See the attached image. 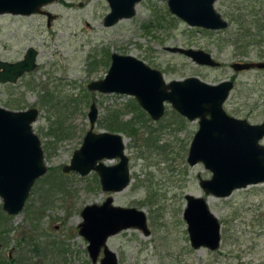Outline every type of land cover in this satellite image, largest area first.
<instances>
[{
  "label": "rangeland",
  "instance_id": "rangeland-1",
  "mask_svg": "<svg viewBox=\"0 0 264 264\" xmlns=\"http://www.w3.org/2000/svg\"><path fill=\"white\" fill-rule=\"evenodd\" d=\"M214 7L227 28L190 27L161 0L139 2L133 17L110 27L103 23L109 12L105 0L44 5L42 9L55 16L49 26L40 13L0 14V60H20L29 47L38 52L32 71L15 83H0V106L39 110L32 128L47 169L20 213L8 216L0 208L7 216L0 225L2 259L10 257L13 264H93L87 241L78 233L80 211L111 195L114 205L142 210L150 230L145 235L129 228L107 239L121 264H264V182L227 197L205 195L199 178L208 179L211 172L201 162L189 165L186 160L197 120H187L166 103L164 115L153 121L138 110L132 96L87 89L90 81L105 76L112 53L131 55L159 70L166 82L187 77L208 84L231 80L225 111L252 124L263 122L264 69L235 71L231 64L264 61V0H216ZM173 46L204 50L221 65H198L188 56L164 50ZM44 92L48 101L42 104ZM92 103L97 108L95 132L105 131L100 122L113 112L134 122L135 134L114 132L125 139L129 157L130 182L122 191H103L94 171L85 176L62 172L89 129ZM103 162L111 165L117 159ZM185 194L214 200L208 206L220 223L217 250L190 245L183 219Z\"/></svg>",
  "mask_w": 264,
  "mask_h": 264
},
{
  "label": "water",
  "instance_id": "water-1",
  "mask_svg": "<svg viewBox=\"0 0 264 264\" xmlns=\"http://www.w3.org/2000/svg\"><path fill=\"white\" fill-rule=\"evenodd\" d=\"M55 0H0V14L27 16L40 13L47 16V25L55 18L42 7ZM109 12L104 26L110 27L121 19L135 15L136 5L143 0H105ZM169 12L190 27L223 30L227 22L215 10L216 0H161ZM171 53H180L196 64L220 67L210 53L179 46L165 47ZM37 50L29 47L22 59L0 60V83H15L24 73L36 66ZM235 71L264 69L261 62H234ZM233 88L231 80L208 84L196 77L166 82L161 72L131 55L112 53L105 76L90 81L89 91L102 94H123L134 97L137 104L153 121L159 120L170 106L189 121L197 120V130L191 139L187 154L189 165L201 162L211 172L208 179L199 178L205 195L227 197L234 190L264 182V121L252 124L246 119L229 115L224 103ZM35 107L14 111L0 106V200L1 209L14 216L21 212L29 193L46 173L44 151L32 124L38 116ZM89 129L63 173L76 172L85 176L94 171L101 189L113 193L126 188L130 182L129 157L120 133L95 132L97 108L90 104L87 114ZM105 159H117L111 165ZM183 219L190 245L206 247L211 251L220 245V223L210 210L204 196L185 194ZM78 233L86 241V250L92 263L121 264L116 253L106 244L107 239L122 230L134 228L149 235L146 215L134 207L113 204L108 195L100 204L85 205Z\"/></svg>",
  "mask_w": 264,
  "mask_h": 264
},
{
  "label": "trees",
  "instance_id": "trees-1",
  "mask_svg": "<svg viewBox=\"0 0 264 264\" xmlns=\"http://www.w3.org/2000/svg\"><path fill=\"white\" fill-rule=\"evenodd\" d=\"M46 97V92L42 93L40 95V98H41V103L44 104L48 101V99H45ZM135 106L138 108V110L140 112H142L141 108L139 107L138 104L135 103ZM143 113V112H142ZM144 114V113H143ZM102 128L105 130V131H109V132H117V131H120V132H126V133H133L135 134V125H134V122H132L131 119L129 120H122L121 118V115L118 114L117 112H113V113H110L109 115H107L105 118H104V121L103 122H100ZM37 181V180H36ZM0 208H1V204H0ZM3 216L7 218V216H5L4 214H2L1 210H0V225L2 223H4L3 221ZM8 261H5L4 259H2L0 257V264H13L15 263V260L13 259H10L7 257Z\"/></svg>",
  "mask_w": 264,
  "mask_h": 264
},
{
  "label": "bare ground",
  "instance_id": "bare-ground-1",
  "mask_svg": "<svg viewBox=\"0 0 264 264\" xmlns=\"http://www.w3.org/2000/svg\"><path fill=\"white\" fill-rule=\"evenodd\" d=\"M243 71H246V70H243ZM124 139V138H123ZM124 142H125V139H124ZM122 191V190H121ZM205 199H206V197H205ZM210 201H214L213 199H206V202H207V204H210Z\"/></svg>",
  "mask_w": 264,
  "mask_h": 264
},
{
  "label": "flooded vegetation",
  "instance_id": "flooded-vegetation-1",
  "mask_svg": "<svg viewBox=\"0 0 264 264\" xmlns=\"http://www.w3.org/2000/svg\"><path fill=\"white\" fill-rule=\"evenodd\" d=\"M43 10V9H42ZM44 11V10H43ZM10 258V257H9ZM93 264H95V263H93Z\"/></svg>",
  "mask_w": 264,
  "mask_h": 264
}]
</instances>
